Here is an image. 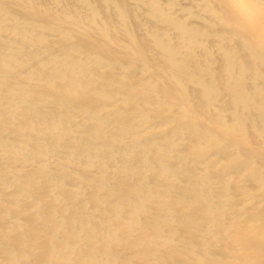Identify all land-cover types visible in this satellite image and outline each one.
<instances>
[{
    "label": "bare ground",
    "instance_id": "1",
    "mask_svg": "<svg viewBox=\"0 0 264 264\" xmlns=\"http://www.w3.org/2000/svg\"><path fill=\"white\" fill-rule=\"evenodd\" d=\"M0 264H264V0H0Z\"/></svg>",
    "mask_w": 264,
    "mask_h": 264
}]
</instances>
